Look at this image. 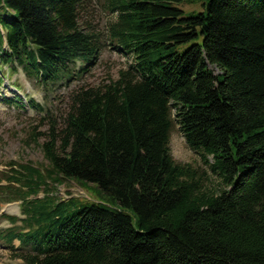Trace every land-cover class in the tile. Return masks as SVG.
<instances>
[{
    "label": "trees",
    "instance_id": "obj_1",
    "mask_svg": "<svg viewBox=\"0 0 264 264\" xmlns=\"http://www.w3.org/2000/svg\"><path fill=\"white\" fill-rule=\"evenodd\" d=\"M174 1L106 0L101 33L78 24L81 0H0V77L18 65L43 85L67 80L104 44L129 58L70 93L42 132L44 167L8 161L18 169L0 192L23 216L2 213L21 223L0 239L22 264H264V0H202L184 15ZM172 120L216 186L171 158ZM61 177L106 202L58 199Z\"/></svg>",
    "mask_w": 264,
    "mask_h": 264
},
{
    "label": "rangeland",
    "instance_id": "obj_2",
    "mask_svg": "<svg viewBox=\"0 0 264 264\" xmlns=\"http://www.w3.org/2000/svg\"><path fill=\"white\" fill-rule=\"evenodd\" d=\"M172 3L181 9L183 15L204 9L202 0H179ZM112 17L113 14L107 9L106 0H81L78 7L77 22L86 29L104 33L106 23ZM201 36L198 32L191 39L179 43L176 49L182 50L192 42H200ZM128 61L129 58L114 46L104 44L96 59L87 63L86 70L67 80L59 79L46 85L27 75L18 65H15L13 70L9 67L7 69V65H2L8 75L4 73V76L0 77V184L5 183L6 174L12 172L11 168L18 169V165L9 163V160L44 167L46 160L39 145L45 137L42 132L49 126V120L57 124L61 121V116L68 106L70 93L80 85H94L108 77L115 78L117 69L125 67ZM207 67L213 73L219 72L214 64L208 63ZM10 84H16L18 89L15 92L11 91ZM18 93L22 101L13 99L16 105L12 102L5 103L1 98L4 96L14 98ZM28 98H32L39 105L31 106L27 101ZM32 133L36 138H32ZM168 148L174 161L187 163L193 168L195 177L203 187L216 186V176L202 161L199 152L187 145L174 120L168 131ZM49 183L53 185L50 193L56 195L58 199L74 196L81 201L106 202L105 199H101L93 182L81 180L76 182L71 178L61 177L59 182ZM41 189L38 191V196L42 195ZM33 196L35 197V193L28 195V197ZM19 202L18 198L8 197L6 191L0 192V209L5 208L3 212L22 217L23 215L19 213ZM120 208L131 214L130 209L121 206ZM1 214L0 212V227L21 223L19 219L11 223ZM131 221H134L133 216ZM12 244L17 246V240H12ZM12 251L13 248L5 245L0 239V264H22L21 259L14 256Z\"/></svg>",
    "mask_w": 264,
    "mask_h": 264
}]
</instances>
